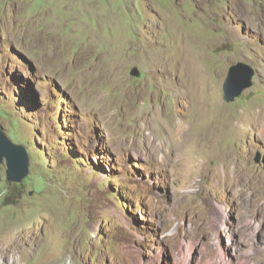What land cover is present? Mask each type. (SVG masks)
<instances>
[{
	"label": "rangeland",
	"instance_id": "obj_1",
	"mask_svg": "<svg viewBox=\"0 0 264 264\" xmlns=\"http://www.w3.org/2000/svg\"><path fill=\"white\" fill-rule=\"evenodd\" d=\"M96 1L0 0V264H264V0Z\"/></svg>",
	"mask_w": 264,
	"mask_h": 264
},
{
	"label": "water",
	"instance_id": "obj_2",
	"mask_svg": "<svg viewBox=\"0 0 264 264\" xmlns=\"http://www.w3.org/2000/svg\"><path fill=\"white\" fill-rule=\"evenodd\" d=\"M139 75L140 71L134 67L131 72ZM255 70L247 62L233 63L223 82V97L227 102L234 101L243 91L252 86ZM7 163V179L9 182H21L29 173V157L23 145L16 144L0 129V167Z\"/></svg>",
	"mask_w": 264,
	"mask_h": 264
},
{
	"label": "bare ground",
	"instance_id": "obj_3",
	"mask_svg": "<svg viewBox=\"0 0 264 264\" xmlns=\"http://www.w3.org/2000/svg\"><path fill=\"white\" fill-rule=\"evenodd\" d=\"M77 2V1H76ZM85 6H86V8H88L89 10H91V11H93V12H97L102 18H103V20L106 22L107 20V15H108V13L107 12H105L104 11V9H103V6L101 5V4H99L98 3V1H96V0H86V4H85ZM79 7V6H78ZM80 8V7H79ZM91 11H90V13H91ZM98 17V16H97ZM103 20H101V21H103ZM103 21V22H104ZM47 24V23H46ZM103 24H101V26H102ZM119 25V24H118ZM52 26V25H51ZM104 26V25H103ZM112 26V25H111ZM105 27H107V26H105ZM57 28V27H56ZM54 32H56V31H54ZM95 32V31H94ZM94 34V33H93ZM89 37V36H88ZM94 37V36H93ZM93 44V43H92ZM54 45H55V48H61V44H57V42L56 41H54ZM185 47V46H184ZM187 50H191L193 53L192 54H194L195 52L192 50V49H190V48H187V47H185L184 49H183V51H187ZM182 51V53H184ZM187 53V52H186ZM191 52H188V54H190ZM59 54L61 55V53L59 52ZM195 55V54H194ZM188 73V72H187ZM190 73V72H189ZM190 74H192V73H190ZM190 93H193V96H194V102H193V106H194V108H195V112L196 111H198V110H202V109H205L206 108V106H207V102H206V100H204V99H198V97L196 96V93H194V92H189V90H188V92H186V97H189V95H190ZM112 102L114 103L112 106H114L115 105V101L114 100H112ZM111 102V103H112ZM110 103V104H111ZM258 107H260V106H258ZM215 108L217 109V105L215 106ZM130 111H132V109H130ZM138 111V110H137ZM144 112V111H143ZM143 112H139V116L138 117H140V119H143L144 120V118H145V113H143ZM225 113H226V111H224ZM256 112H259V111H256ZM147 113V112H146ZM259 115V114H258ZM226 117V116H225ZM157 119H158V117H156ZM224 118V117H223ZM222 118V119H223ZM221 119V120H222ZM225 120V119H224ZM223 120V121H224ZM199 121H202L201 119L199 120ZM220 122V121H219ZM218 122V123H219ZM155 123V119L153 118L151 121H149V124L150 125H153ZM174 123H176V122H174ZM179 124H178V126L177 127H179V130L177 129V132H176V136L178 135L179 136V139H181L182 138V136L186 133V132H188L189 131V128L186 126V125H184L183 123H180V122H178ZM201 123V122H200ZM177 124V123H176ZM224 124H225V121H224ZM220 125H221V123H220ZM222 125H223V123H222ZM222 125H221V127H222ZM224 126V125H223ZM214 130V129H213ZM217 131V130H216ZM217 133V132H216ZM207 135V134H206ZM209 135V134H208ZM216 135V134H215ZM218 135V134H217ZM210 136H212V135H210ZM175 136H173V138H170L171 140V144H179L180 143V141L181 140H179V139H176L175 140V138H174ZM205 137V136H204ZM209 138V137H208ZM221 155V157L220 158H222V159H224V158H226V154L225 153H222V154H220ZM235 156V155H234ZM226 172V171H225ZM232 172V171H231ZM228 173V172H227ZM231 176V175H230ZM14 226H16V225H14V223H8L7 224V226L5 227L6 229H5V231L6 232H13L14 231V229H15V227ZM2 230H3V228H2V226H0V243L3 241L2 239H3V235L1 234V232H2Z\"/></svg>",
	"mask_w": 264,
	"mask_h": 264
}]
</instances>
